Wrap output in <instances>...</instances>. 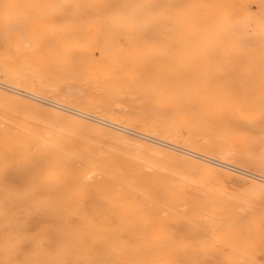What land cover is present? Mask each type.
Here are the masks:
<instances>
[{
    "label": "bare ground",
    "instance_id": "bare-ground-1",
    "mask_svg": "<svg viewBox=\"0 0 264 264\" xmlns=\"http://www.w3.org/2000/svg\"><path fill=\"white\" fill-rule=\"evenodd\" d=\"M2 42L6 44V49L0 47V78L15 85L29 89L40 88L44 93L57 96L63 101L70 98L91 110L95 107L100 113H108L118 121L130 118L129 112L128 116L122 113L127 110H124V101L134 108L142 107L141 110L149 107L155 112L171 111L176 118L169 122L144 121L141 118L135 120L145 130L171 138L180 136L178 132H184L181 130L189 120H196L200 125L213 123L223 127L239 123L246 128L249 136L264 142V0H0ZM27 55L40 56L42 60H26ZM76 81L83 86V92L79 89L81 97L79 93H73L72 86L69 87L73 90L72 94L67 92L66 86ZM5 86L8 85L0 82V96L15 104L29 105L27 108L38 107L60 119L65 118L85 126V119L88 118L96 124H104L105 128L107 125L125 131L120 124L98 116L89 118L82 114L84 112L66 109L64 104H53L50 101L43 102L41 106L32 103L30 99L35 98L30 93L11 86L6 89ZM29 113L26 115L29 116ZM138 113L137 117H140ZM51 124L54 125V122L49 126ZM58 128L61 130L62 127ZM220 130L223 133L218 137L216 146L220 152L231 150L233 144L227 129ZM257 131L260 134H256ZM40 137L33 139L28 135L8 134L0 140V264H181L176 259L181 253L186 260L184 264L201 263L197 254L200 253L203 240L197 239L190 244L176 234L169 238H154L149 232V224L154 222L174 223L177 226L182 224L194 234L198 229L205 228L210 233L206 240L208 244L228 246L226 249L230 251L231 259L227 264H244L243 257L237 255L236 249L240 247L249 255L254 250L251 241L264 237L259 221L241 222L238 220L240 218L230 214L229 208L227 212L225 208L202 198L180 196L168 187V184L170 186L174 183H169L167 179L166 185L158 181L156 176H146L143 167L129 165L130 159V163L126 161L127 166H123V169L119 166L121 163L111 166L89 164L85 162L90 161L80 159L77 153L78 156H74L76 158H68L63 148L58 149L64 144H57L58 148H55L56 145L52 147L49 143L50 139L45 137L49 146ZM198 139H190L188 144L207 145V141L198 143ZM134 142L135 146L139 143ZM139 144L157 153L164 152L162 147ZM210 146L208 144L206 147ZM173 149L181 153L176 155L170 151L168 154L196 168L220 175L237 174L253 179L251 183L256 187H264L261 183L264 178L249 170L240 171L228 166V162L218 163L210 157H200L194 151ZM157 155L160 156L159 153ZM259 155L256 154L260 159ZM36 159L46 164L45 171L42 170L44 167L41 170L50 181L48 188L52 191L51 195L64 193L60 197L63 202L57 196L52 202H49V197L46 198L48 202L46 200L37 204L42 212L45 210L41 212L45 215L43 224L38 222L42 216L34 210L35 204L31 199L33 188L29 185V189L17 193L18 200H14L11 196L15 193V179L11 180L6 173L10 162L31 163ZM261 159L264 162V156ZM38 162L34 163L38 166ZM164 174H168V171ZM40 175L43 176L42 172ZM94 193L102 198L100 200L104 199L106 205L109 201L110 204H118L127 209L122 214L123 222H117L120 226L117 224L115 228L105 230L106 227L102 231L104 241L101 244L83 241L97 222L91 223L93 217H89L87 211L85 216L82 210L86 204H82V210L80 207L84 201L82 199L90 198ZM70 199L76 205L72 212L68 206H62L65 200L70 203ZM12 200L15 201L13 205L16 203L20 208H12L9 204ZM105 204L100 203L99 208H96L99 210ZM73 205H70L71 208ZM58 215H62L61 221H58L62 222V226L54 228L52 221H56ZM83 222L86 224L83 225ZM54 232L60 238L58 241L52 236Z\"/></svg>",
    "mask_w": 264,
    "mask_h": 264
},
{
    "label": "rangeland",
    "instance_id": "rangeland-1",
    "mask_svg": "<svg viewBox=\"0 0 264 264\" xmlns=\"http://www.w3.org/2000/svg\"><path fill=\"white\" fill-rule=\"evenodd\" d=\"M0 45H1L0 47L2 48V50L6 49V44L4 42L0 43ZM25 59L26 60H33V61L34 60H36V61L42 60V58L40 56H36V55H33V56L27 55V56H25ZM0 82L6 84L8 86L16 87V88H19L23 91L30 93V95L33 98H35V99L28 98V100L30 99V101H32V103H38L41 106L44 104L43 102H50V101L53 104H56V103H59L62 105L64 104L66 106L65 107L66 109L71 108L70 110H76L80 113L84 112L82 114H84L85 116H87L89 118H94L95 116H98L101 119L110 120L113 123L120 124L124 127L123 129L126 131L125 132V131L116 130V128L110 127L107 125L105 128L104 124H101V123L96 124V122L93 119L91 120L88 118H86V119L83 118L87 121L85 123L86 124V126H85L84 124L72 122V121L67 120L65 118L60 119L59 117H56V115H53V114L51 115L49 112L43 111L44 109L40 110V108H38V107H37L38 108L37 109L36 107L30 106L29 108H31V109H29V108H27L29 105L23 104V106H22V104H19V103L15 104V102L13 103V101H11V100L8 101L7 100L8 98L5 99V97L0 96V104L3 105V106L0 105V125H1L0 126V140H2L8 134L9 135H19V134L28 135V136H31L33 139L38 138L40 136L43 138V136L45 135L43 139L41 137H40V139L44 140V142H46L45 141L46 138H48V140L50 139V142L47 140L46 143L49 142L51 144V146L56 145L55 148H58L57 144L58 145L64 144V145H62V147L59 146L60 148H58V149L63 148L62 151L65 153V155H67L68 158L71 157V159L76 158V157H74L75 155L76 156L79 155L80 159L90 161V162H85V163H89V164L90 163H97V164H102L104 166H111L114 164L119 165L121 163L122 165L121 164L119 165V166H121V169H123V166L124 167L127 166L128 161L131 160V163L129 162L130 164L129 163L128 164L130 166H133V165L137 166V168L143 167V172H146V176L148 175L149 177H154V178L156 176L158 181H160L162 183L167 181V179H168V182L170 181V182L174 183L173 185L170 184V186H169L168 182H165L166 185L168 184V187L174 193H176L180 196H183V197H188V198H193V197L197 198V199L202 198L201 200L204 199L207 202H212L213 204H215V206H218L222 209L225 208L224 210L227 212L229 211V209H231L230 214H232L237 219L240 218L238 220L241 222H249L252 220L259 221L261 224L263 233H264V224H263L264 223V208H263L264 207V187H256L251 183L253 179L250 180L247 178H243V177L238 176L237 174H231V173L226 174L225 173L224 175L223 174L220 175V173H218L219 174L218 175L217 173L207 172L201 168L200 169L198 167L196 168V166H194L190 163H187L186 161H184L182 159H178V157H176L174 155L168 154L170 151L172 153L174 152L176 155L181 153L179 151L174 150L173 147L178 149V150H182V151H186V150L194 151L195 154L200 156V157H204V158L210 157L211 160L218 162V163H220V161H225V162L229 163L228 166H230V167H234L240 171H242V169L249 170L252 172V174L258 175V176L260 175V176H262V178H264V162H261V160H262L261 157L264 156V155H262V154H264V142L263 141H257L253 137L249 136L246 128H244V126H242L241 124L232 123V125H229L228 127H223L222 125L221 126L217 125L218 126V128H217L216 124L213 125V123H207L204 125H200L199 123H197L196 120H193V121L189 120L187 122V124L183 127V129L181 130L182 132L183 131L184 132L183 133L178 132V133H180V136H174L171 138V137L164 136V134L159 133V132L147 131L144 129V127L142 126V124L140 122L137 123L135 121L136 119L141 118V120L144 119V121L145 120H157L159 122L163 121L164 123L169 122L170 120H172L176 117L174 116L175 114L173 112L168 111V110L162 111V112H155L153 109H151L149 107L143 108V110H141L142 107L136 106L137 108H134L135 106L133 107V105L130 104L129 102L124 101V103H123L124 110L125 109H127V110H126V112H122V113H124V115H127L129 112L128 115H130V116H128V115L127 116L130 118L124 119V120L120 119L122 121H118V120H115L114 117L110 116L108 113L107 114H105L104 112L100 113L98 111V109H96L95 107H92V110H91L90 107H87V106L85 107L84 105H82L81 102L79 104L75 100H73V101L69 100L70 99L69 97H68L69 99L64 100L65 101L64 102L61 98L58 99L59 97H57V96L53 95L54 96L53 97L51 94L44 93L42 90H40V88L29 89V88L21 87V86H18V85L11 83L10 81L3 80L2 78H0ZM8 86H5V88L7 87L6 89H8L9 88ZM66 87H68V91H67V89H66V91L67 92L70 91L69 93H71V91L74 90L73 93L78 94L80 92L79 89H81L83 92V89H82L83 86L80 84V82H77V81L72 83L71 85H67ZM69 87L74 88V89L70 90L71 88H69ZM7 92L9 93V91H7ZM10 93H13V92H10ZM13 94L18 95L16 93H13ZM71 94H68V95L71 97ZM18 96H20V95H18ZM72 97H74V95H72ZM80 97H81V94H80ZM67 101H69V103ZM24 106H25V108H23ZM45 106H46V104H45ZM125 107H127V108H125ZM128 107H129V109H128ZM130 107H131V109H130ZM142 111H144V113ZM28 112H31V113H29V116L31 115V117L27 116ZM36 112H39V113H36ZM41 112H42L43 116H42ZM44 112H45V114H44ZM48 113L50 115H48ZM137 113H138V116H140V117H137ZM23 114H25V115L21 116ZM39 114H41V115H39ZM132 114L133 115L136 114V115L133 116ZM47 115H48V118H46ZM143 116H145V118ZM180 116H183V115H180ZM33 117H35V118H33ZM38 117L42 120H38L39 119ZM53 119H56V120L52 121ZM101 119H99V120L102 122H105L104 120H101ZM35 120H37V121H35ZM128 120H129V123H128ZM32 121H33V123H32ZM41 121H45V122H41ZM47 121H49V123ZM51 122L52 123L54 122V125H56V126H54L52 124H51V126H49ZM71 125H73L74 127H72ZM211 125H212V127H211ZM43 126L45 129H43ZM59 126L62 127V128H60L61 130H59V128L57 129V127H59ZM96 127L103 128V129H99ZM87 128H89V129H87ZM66 129H68V130H66ZM191 129L194 131L193 135H192L193 131ZM209 129H211V131ZM219 129H223L222 131L227 129V131H228L227 135L230 137V140L232 141V144H233L232 145L233 148L231 150H224L223 152H220L219 148L216 146L218 143L217 142L218 137L221 136L223 133V132H221V130L219 131ZM63 130L68 131V132L67 133L63 132ZM199 131H201V132H199ZM208 131H210L211 133ZM217 131H218V133H217ZM41 132H43V133H41ZM73 132H75V133L73 134ZM96 132H97V134H96ZM70 133H72V134H70ZM114 133H117L118 135L114 134ZM255 133L260 134L259 131L255 132ZM48 134H50V135L48 136ZM202 134L204 136H201ZM146 135H149L151 137H148ZM187 135H190V136H187ZM140 136H142V137H140ZM175 137H176V139H175ZM51 138L53 140L54 139L55 140L53 141V140H51ZM197 138H199L198 143H206L205 141H207L208 142L207 145L209 144L211 146L209 148H207L206 147L207 145L204 146L201 144L200 145L197 144V145L191 146L190 144H188L189 143L188 140L197 139ZM202 138L203 139L205 138L206 140H203ZM127 139H129V141L133 142V145H132V142L128 141L130 143V145H132V146H130L128 144V142L126 141ZM133 140L136 142H139V143L153 145L154 147H159V148L162 147L161 149L164 152H162L163 153L162 154V153H160V151H158V153L160 155V156H158L157 155L158 153L156 151H153L150 148H147L146 146H144L145 147L144 148L143 145H141L139 143H137V145L135 146L136 143ZM32 142H36V141H32ZM49 143H48V145H49ZM138 144H139V147H138ZM109 146H111L112 148H110ZM195 146H197V147H195ZM100 147L102 149H100ZM138 148H141V149L139 150ZM201 148H202V150H201ZM65 149L67 152H65ZM81 150H82V152H80ZM210 150H211V153L213 151H214V153L211 154ZM152 151H153V154H152ZM228 152H230V153L234 152V154L232 153L230 155V153H228ZM69 153H70V155H69ZM154 153H156V155H154ZM251 153L253 155H251ZM256 154L257 155L260 154L259 155L260 159L256 156ZM161 155L162 156L165 155L164 157L166 159L163 158ZM81 156L84 158H81ZM172 156H173V158H172ZM132 158L135 161H132L133 160ZM35 161L38 162L39 159H36ZM126 161H127V163H126ZM34 162H31V163H28V162H10V167L8 168L6 173H8L11 180L12 179L17 180V181L14 180V182H15L14 192L15 193H14V195L12 194V196H11L14 200H18V197L16 196V194L20 193V192L27 191L29 189V185H30V188H33L32 190L34 191V195L31 194L32 195L31 199L33 201V204H35L34 210H36V212L39 214V216L40 215L42 216V218L41 217L38 218V222L43 224L45 215L42 213H44L45 210L43 209V212H42V209H40L37 204L42 202V201L46 202V200L48 202V199H46V198H49V197H50L49 202H52L55 199H57V196L60 199V197L62 198L64 193L60 192V193L56 194L53 192L54 196L51 195L52 191L50 188H48V184L50 181L46 177H44L45 173L42 171V170L45 171V165L46 164L44 162L40 161V162H38L40 166L39 165L37 166L36 163H34ZM25 163L29 164V165H26ZM43 163H44V166H43ZM20 164H21V167H20ZM23 164H25V167L26 166L28 167V170L26 169L27 167L25 168ZM30 164H33V165H30ZM16 165H18L19 167ZM163 165H164V167H163ZM32 166L34 169L33 168L31 169ZM17 167H18V169H17ZM22 167H24V168H22ZM41 167H44V168L41 170ZM15 168L19 171H17ZM260 168H262V169H260ZM145 169H147V170H145ZM40 170H41L43 176L40 175L41 174ZM150 170H151V172H149ZM166 170L168 171V174H164V172H166ZM28 171L30 173H27ZM157 171H158V173H157ZM173 171L175 172V174ZM31 172H33V174ZM38 173H40V174H38ZM171 173H172V175H171ZM155 174H158V176ZM39 175H40V177H39ZM159 178H161V179H159ZM100 179H101V177H100ZM178 180L180 182L182 180H184V181H182L180 183ZM254 181H256V180H254ZM259 182H261V181H259ZM17 183H20V184L17 185ZM261 183L264 184V182H261ZM37 184H39V185H37ZM21 186H24V187L21 188ZM26 187H28V188H26ZM23 189H25V191H23ZM11 193H13V192H11ZM31 195H28V197H30ZM92 195H93V197H91ZM96 195L97 194L94 193V194H91L90 198L86 197V198L82 199L84 201H82L81 207H80V209L82 210V206H83L82 204H84V205L86 204L87 207L85 205V208L83 207L84 209L82 210V211H84L85 216H86V214L89 213V217L91 216V218L93 217L92 218L93 220H96V221H93L91 219V223L93 222L95 224L97 222L95 224L96 229H94L95 227L93 224H91V225L89 224L90 226L93 225L92 226L93 231L91 230L92 232L88 236H85L84 240H83L84 243H88V244H91V242L92 243L97 242V243L101 244L104 241V236H103L102 231H105V230H108L111 228H115V226H118L119 224H121L123 222V215L122 214H125L127 212L126 208H123L122 206H120L118 204L117 205L116 204H110V202L107 200L106 201L108 204L106 205L104 199L100 200L102 198H98L99 195H97V196ZM206 196H208V197H206ZM40 199H42V200H40ZM60 201H61V199H60ZM66 201H69V200H65L64 203H62V206H68L69 211L72 212L76 208V205L75 206L73 205L74 201L76 203V198L74 199V201L72 199H70V203L66 202ZM13 202H15V201L12 200V202L10 201V203H9L10 205H12V208L18 209V206L20 208V205H18L16 203L13 205ZM61 202H63V200ZM65 202L67 203V205ZM90 202H91V204H89ZM215 202H217V203H215ZM68 203L70 205H73L72 206L73 208H71V206ZM93 203L95 205V208L93 207L94 206ZM100 203L105 204V206H102L104 211L102 210V207H101L99 209L101 211L98 212V214H97L96 212L99 211L98 208L100 206ZM90 205H93V206H90ZM110 205H111V208H110ZM114 205H116V206H114ZM90 207H93L92 209H95V210L97 209V211L95 212V210H94L93 212H95V213H93L92 209ZM96 207H98V208H96ZM106 208H108V209L110 208L111 210L109 209V211H108V209H106ZM112 210H115V211L111 212ZM105 212H106V214H105ZM258 212H260V213H258ZM100 213H101V215H99ZM119 213H121V214H119ZM110 214H111V216H110ZM234 214L238 217H236ZM103 216H106V217L101 218ZM57 217H58V220H57ZM57 217H56V221H54V219L52 221V224H53L52 226L54 228L62 226V224H61L62 222H58V221H61L62 215H58ZM120 219L122 221H120ZM152 221H154V220H152ZM117 222H119V224ZM101 223L103 226L101 225ZM113 223H116V225ZM85 224L86 223L83 222V225H85ZM97 225L98 226L101 225L99 227V229L97 228L98 227ZM106 227H107V229H105ZM204 229L205 228H203V229L200 228V230L198 229V231L194 234V232H192L191 229L186 228L182 224H180V226L179 225L177 226V224H174V223H165V222H161L160 224H156L155 222L149 224V232H150L151 236L154 238L159 237V236H164V237L169 238V237L175 236L174 234H176L180 238L182 236L181 239L187 241L190 244H191V242H194L197 239L200 241L203 240L205 243L203 242V244L200 246V253L197 254L198 258H200V260H201L200 264H227L228 260L231 259L230 258V256H231L230 251L228 249H226V248H228V246L226 244H223L222 247H220L218 245L215 246L214 244H208L206 242V240L210 237V233L206 229L205 230ZM178 230L180 231V233ZM192 234H194L195 236L193 237ZM90 235H91V237H90ZM52 236L54 237V239H56V241H58L60 239L58 234H56L55 232L53 233ZM183 236H184V238H183ZM86 237L87 238L89 237V238L87 239ZM263 239H264V237H262L261 239H253L251 241L253 246H254V248H253L254 250L249 255L245 254L242 251V249H240V247H239V249L238 248L236 249V250H238V251H236L237 255L243 257V259H242L243 262L241 261L242 263H244V264H264V240ZM224 246H225V248H223ZM204 250H206V252ZM207 251H209V252H207ZM212 256L214 258H212ZM176 259L181 264H184V262L186 261L184 259V255L182 253L178 254L176 256Z\"/></svg>",
    "mask_w": 264,
    "mask_h": 264
}]
</instances>
